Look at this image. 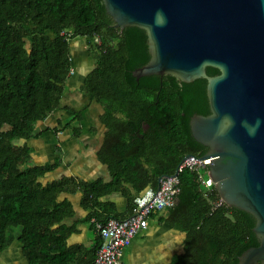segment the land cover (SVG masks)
<instances>
[{
  "label": "trees",
  "instance_id": "1",
  "mask_svg": "<svg viewBox=\"0 0 264 264\" xmlns=\"http://www.w3.org/2000/svg\"><path fill=\"white\" fill-rule=\"evenodd\" d=\"M77 38L89 40L95 64L79 90L104 111L99 128L92 129L105 133L95 155L108 180L51 179L63 160L35 164L34 149L19 144L40 138L37 126L63 108L72 119H59L61 132L70 129L81 139L91 106L76 111L62 104L73 77L70 41ZM147 40L140 28H116L102 0H0V259L19 243L27 264H94L102 238L91 251L69 244L78 223L98 230L112 219L131 217L138 198L157 190L160 178L175 175L187 155L200 158L209 151L190 127L195 114H211L207 80L137 81L134 71L150 60ZM207 74L220 70L208 67ZM179 179V203L151 215L182 236V251L170 264H239L244 252L259 246L251 214L228 206L197 172L185 170ZM77 193L90 213L67 225L76 212L65 196ZM113 195L124 199L125 211Z\"/></svg>",
  "mask_w": 264,
  "mask_h": 264
},
{
  "label": "water",
  "instance_id": "2",
  "mask_svg": "<svg viewBox=\"0 0 264 264\" xmlns=\"http://www.w3.org/2000/svg\"><path fill=\"white\" fill-rule=\"evenodd\" d=\"M102 1L121 32L137 27L147 34L150 60L134 71L137 81L207 80L211 114H195L191 132L209 148L201 159L222 200L256 220L259 246L239 264H264V0ZM208 67L220 74L209 76Z\"/></svg>",
  "mask_w": 264,
  "mask_h": 264
},
{
  "label": "crops",
  "instance_id": "3",
  "mask_svg": "<svg viewBox=\"0 0 264 264\" xmlns=\"http://www.w3.org/2000/svg\"><path fill=\"white\" fill-rule=\"evenodd\" d=\"M72 55H73V61H74L73 69L76 70V67H77V70H78V68L82 66L81 68L85 70L87 66L83 67L82 61H81V64L80 63L79 65L77 64V61L81 60V58L78 59L73 53ZM88 73L89 71H87L86 73L84 72V74L82 73V75L86 76ZM71 81L68 84V89H69V85ZM81 86H82V83L78 86L79 89L81 88ZM87 105L88 106L86 107L91 106L90 97H89V101ZM91 107H90L91 109L97 111L98 120H99V116L102 115V112H103L102 107L96 104ZM55 115L56 114H52L45 122L40 123L37 126L36 132L42 133V135L40 136V138L35 139L36 141L41 139V141H39L36 147H33L34 152H33L32 158H33L34 163L35 164H45L47 162H50L48 157L50 158L52 162L55 160L54 156L56 153L58 154L56 158L60 157L61 159H63L64 157L65 162L63 161V163H64V166H66L67 168L66 170H63V169L58 170L59 177L72 175V176H75L79 179H82L88 182H92L98 178H104L105 180H108L109 173L106 167L103 166L97 160L96 155H95L96 151L100 148L102 144V140H103V133H101L102 131L94 132V130L91 127L89 133H87L88 136L85 137L86 141L84 143H78L76 147L73 144L69 145V143L73 141L72 140L73 136L63 139L65 131L61 132L59 128V120H57L56 122ZM99 126H100V121H99ZM96 128L98 127L96 126ZM57 132H59L60 134L57 135ZM47 133H50L51 135H53L54 138H56V143L54 144V148H53V144L50 143V141H52L51 136L48 137ZM73 139L75 140V142L77 141L76 138H73ZM57 149L62 151L61 154L58 153ZM73 150H74L73 153L75 154V156H77L78 154L83 155L82 163L79 164V168H77V171H75L76 173H74V170L72 169V167H70L71 162L68 161L67 159V157L69 156V153H71ZM52 152H53V155H51ZM73 153L70 154L71 157L73 156ZM93 158L95 160L93 167L87 168L86 163L92 161ZM69 169H70V172H73V173L68 174ZM65 197L72 203L74 207V211L76 212V217L67 219L66 224L76 225V223L79 220L86 218L90 212L89 210H86L82 206L83 195L81 193H77L76 195H66ZM111 199L117 203L120 211L126 210L127 205L124 199L120 195H113ZM76 228L78 232L73 234L69 238V244L82 245L90 251L93 250L96 246V243L99 242L100 240L98 230L93 228L92 223H78V225H76ZM175 234H178V233L174 231L173 229H171L169 226L165 224H161L157 218H154V217L150 218L148 228L146 230L141 231L134 238V240L132 241V244L125 249L124 258H123L124 263L125 264H144L146 262H149L150 264H170L174 256H176L182 251L181 242L177 241L174 238ZM181 241H182V238H181ZM21 256H22V259H20L17 253L10 254L7 251L3 259L4 261L3 264H27L23 255ZM169 256H172V258L169 259Z\"/></svg>",
  "mask_w": 264,
  "mask_h": 264
},
{
  "label": "built area",
  "instance_id": "4",
  "mask_svg": "<svg viewBox=\"0 0 264 264\" xmlns=\"http://www.w3.org/2000/svg\"><path fill=\"white\" fill-rule=\"evenodd\" d=\"M71 74L75 75V69L71 70ZM209 168L207 159L187 155L177 169L178 175L164 178L159 189L149 188L138 198V206L131 217L124 220L112 219L104 226L98 225L102 245L96 253L94 264H125V249L141 231L148 228L151 215L167 211L176 204L180 192L179 175L185 170L197 172L198 180L207 189H212L216 185L209 174ZM201 169H205L207 176L200 172Z\"/></svg>",
  "mask_w": 264,
  "mask_h": 264
},
{
  "label": "rangeland",
  "instance_id": "5",
  "mask_svg": "<svg viewBox=\"0 0 264 264\" xmlns=\"http://www.w3.org/2000/svg\"><path fill=\"white\" fill-rule=\"evenodd\" d=\"M88 41L89 40L87 38H77V39H74V40L70 41L73 54H75V56L78 59L81 58V60L77 61V64L78 65H79V63L81 64V61H82L83 67L87 66V68L85 70L81 68L82 66H80L78 68V70H77V67H76L75 75L72 78V81H71V83L69 85V89H68L69 91L67 92V95L65 96V98L63 100V103H62L64 107L67 105V106L75 109L76 111H80V110L85 109L86 106H88L87 104H88V101H89V97L86 94H82L81 90H79V87H78L81 83L83 84V81H84V78H85V76H83L82 73L84 74V72L86 73L87 71L90 72L92 70V68L94 67V65H95L93 60L90 58L89 53H88ZM91 108L88 109V111L85 112L86 113V119L81 124V129L83 130V135H82L81 139L80 140L78 139L75 142V140L73 139L74 137H73L72 138L73 141L71 143H69V145L73 144L76 147L78 143H84L86 141L85 137L88 136L87 133H89L91 127L93 128V126L94 127L97 126L99 128V120H98L97 111L93 110ZM55 118L54 119L56 120V122L59 119H63L65 121V124H66L67 122H69L72 119V116H71L70 112L65 111L64 108H63L61 111L56 113ZM52 121H53V119H52ZM79 125H80V123L78 124V122H73L72 123L73 127H77ZM47 136L48 137L51 136L52 141H50V143L53 144V148H54V144L56 143V138H54L53 135H51L50 133H47ZM71 136H73L72 135V131L70 129H66L65 132H64L63 139L71 137ZM39 141H41V139H39L37 141L35 139H32L30 141H25V142L24 141L23 142L19 141V144H23V143L25 144L26 143L30 147L33 148V147L37 146ZM51 151H52V149H51ZM61 152H62L61 150H58L59 154H61ZM73 152H74V150L71 153H73ZM54 153H55V151H54ZM71 153H69V156L67 157V159H68V161L71 162L70 167H72V169L74 170V173H76L75 171H77V168H79V164L82 163L83 155L78 154L77 156H75V154L73 153V156L71 157L70 156ZM51 155H53V152H52ZM56 156H58V154L55 153L54 159H56ZM48 159L51 162L49 157H48ZM62 160L65 162L64 157H63ZM94 163H95V160L93 158L92 161L86 163L87 168H92ZM60 169L66 170L67 168H66V166H62ZM200 172L202 174H204L205 176H207V173H206L205 169H201ZM71 173H73V172H70V169H69V173L68 174H71ZM58 177H59L58 171L55 174L50 175L51 179H56ZM174 238L177 241L181 242V238L182 237H181L180 234H175ZM8 253H10V254L11 253L12 254L17 253L19 255L20 259H22V256H21L22 255L21 245L19 243H15L12 246V248L8 250ZM4 257H5V254L1 257L0 264L4 263V261H3ZM171 258H172V256H169V259H171ZM123 261H124V259H123ZM144 264H150V263L146 262Z\"/></svg>",
  "mask_w": 264,
  "mask_h": 264
},
{
  "label": "flooded vegetation",
  "instance_id": "6",
  "mask_svg": "<svg viewBox=\"0 0 264 264\" xmlns=\"http://www.w3.org/2000/svg\"><path fill=\"white\" fill-rule=\"evenodd\" d=\"M148 43V40H147ZM103 110V109H102ZM104 113V111L102 112V114ZM145 128H147V126H145ZM105 133L103 134V139H104ZM103 141V140H102Z\"/></svg>",
  "mask_w": 264,
  "mask_h": 264
},
{
  "label": "clouds",
  "instance_id": "7",
  "mask_svg": "<svg viewBox=\"0 0 264 264\" xmlns=\"http://www.w3.org/2000/svg\"><path fill=\"white\" fill-rule=\"evenodd\" d=\"M73 77H74V76H73ZM73 77H72V78H73Z\"/></svg>",
  "mask_w": 264,
  "mask_h": 264
}]
</instances>
